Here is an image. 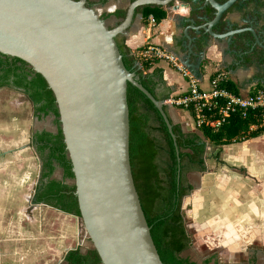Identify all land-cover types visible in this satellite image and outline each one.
Here are the masks:
<instances>
[{
	"label": "crops",
	"instance_id": "1",
	"mask_svg": "<svg viewBox=\"0 0 264 264\" xmlns=\"http://www.w3.org/2000/svg\"><path fill=\"white\" fill-rule=\"evenodd\" d=\"M129 2L106 0L95 4L101 15L109 14L104 20L112 28L124 18L116 12H126ZM162 11L164 18L154 26L148 20L150 16L155 18L153 14L145 18L136 11L138 18L119 35L136 58L145 46H159L175 55L199 79L204 90L218 70L229 73L240 93L264 87V0H241L227 11L223 23H229V30L244 31L232 38L214 39L205 34L203 40H198L203 31L197 29L205 23L192 18L193 22H189V8L162 7ZM224 25L214 31L224 33ZM254 36L261 46L255 43ZM156 69L161 70L163 87L169 89L170 97L187 91L186 80L167 62L153 63L149 73ZM166 112L183 131L199 132L193 129L188 112L169 105ZM50 116L38 118L31 109V135L23 142L17 139L10 148L4 143V135L26 128L29 119L21 108L0 109V264H63L69 250L79 248L84 254L92 249L78 217L32 202L41 169L33 134H56L49 126L53 120ZM263 137L264 132L256 138L221 146L218 159L205 157L204 172L187 175L194 190L182 200L186 228L195 232V248L208 255L217 253L222 264H250L254 260L264 264ZM4 153L11 157L4 158ZM52 178L61 180L62 170L56 168ZM253 230H257L254 237L243 236L252 235Z\"/></svg>",
	"mask_w": 264,
	"mask_h": 264
},
{
	"label": "water",
	"instance_id": "2",
	"mask_svg": "<svg viewBox=\"0 0 264 264\" xmlns=\"http://www.w3.org/2000/svg\"><path fill=\"white\" fill-rule=\"evenodd\" d=\"M239 1L134 0L124 18L109 28L87 0H0V54L27 64L53 93L78 218L100 264H163L131 172L128 84L158 110L177 157L179 153L164 101L157 100L125 68L116 37L138 18V8L160 6L189 8V22L205 23L197 29L203 31L198 40L205 34L232 38L244 31L229 30L227 21L224 33L214 28L224 24L223 16Z\"/></svg>",
	"mask_w": 264,
	"mask_h": 264
},
{
	"label": "trees",
	"instance_id": "3",
	"mask_svg": "<svg viewBox=\"0 0 264 264\" xmlns=\"http://www.w3.org/2000/svg\"><path fill=\"white\" fill-rule=\"evenodd\" d=\"M132 1L134 0H130ZM96 2L104 3L106 0H87L89 5ZM137 11L143 13L145 18L153 14L156 22L165 16L160 6H143ZM116 15L123 18L125 12H116ZM108 17L109 14L101 16L103 20ZM116 42L125 68L157 100H167L170 91L163 87L161 70L149 73L153 63L148 62H141L138 67V58L132 54L124 40L117 36ZM4 87L27 96L34 116L40 118L53 115L58 118L53 93L42 76L19 59L0 54V88ZM230 89L233 93H238L232 83ZM127 102L129 158L133 182L158 256L163 264H197L189 257L182 256L183 251L192 243V236L186 228L182 200L194 190L187 175L191 171L202 173L206 170V144L202 137L221 147L259 137L264 128L248 132L249 126L257 121L247 113L232 116L216 132H185L179 124H173L172 131L179 151L177 157L172 137L152 102L131 84L127 86ZM163 108L166 111V105ZM56 123L59 124V121L56 120ZM33 146L41 169L32 202L79 217L75 187L65 183L66 180L73 179V174L60 129L56 134L35 132ZM215 159H218V155ZM56 168L62 170L61 180L52 178ZM63 264H100V259L93 249L83 254L76 248L66 253ZM200 264L222 263L218 261L216 254H212Z\"/></svg>",
	"mask_w": 264,
	"mask_h": 264
},
{
	"label": "built area",
	"instance_id": "4",
	"mask_svg": "<svg viewBox=\"0 0 264 264\" xmlns=\"http://www.w3.org/2000/svg\"><path fill=\"white\" fill-rule=\"evenodd\" d=\"M148 20L151 26L156 24L152 16ZM137 58L139 65L141 62H167L186 80L187 91L169 97L164 104L188 112L195 131L216 132L232 116L245 113L257 121L249 126L248 132L264 128V87H254L245 93L235 94L230 89L232 82L229 73L218 70L212 75L208 89L204 90L199 79L175 55L159 46H145L137 54Z\"/></svg>",
	"mask_w": 264,
	"mask_h": 264
},
{
	"label": "rangeland",
	"instance_id": "5",
	"mask_svg": "<svg viewBox=\"0 0 264 264\" xmlns=\"http://www.w3.org/2000/svg\"><path fill=\"white\" fill-rule=\"evenodd\" d=\"M90 7L97 14L100 12L99 11V8H98V6L96 4L95 5H92ZM105 22L107 23V21H105ZM1 107H4L6 109L21 108L22 111H23V116L26 119H29L28 122L30 123V124L28 123V125H27L26 128H20L21 130H19V131H14V133H7V134L4 135V137H5V142L4 143L7 144V146H10V148H11V145L14 142H16L17 139H19L21 141L25 137L23 139V140H25V139L28 138V136L31 135V132L33 131L32 130L33 123H32V120H31V109L32 108H31L30 102H28L26 100L25 96L21 92H18L17 90L15 91V90H12V89H6V88H3V89L0 88V109H1ZM49 118H53V120H52L53 122L51 121L50 124H49V126L52 127L53 128V131H55L57 133L58 130L60 129L59 128V124L56 123V120H58V118L56 119L53 115L50 116ZM10 121H13V119H11ZM29 125H30V127H28ZM35 127H37V125ZM23 140H22V142H23ZM202 140L206 144L205 157L207 159L214 160L215 157L218 155V158H219V155H220V147L213 145L212 143H210L204 137H202ZM261 140L263 142L262 143V147L264 148V137ZM4 156H5L4 158L11 157L7 153H4ZM212 160H210V164L213 163ZM190 173H195V172L194 171H191ZM60 175H61V172H59V174H57L56 176L59 177ZM65 182H67V184L73 186V179H68ZM186 224H187V222H186ZM187 231L192 236V241H193L194 236H195L194 230H191V229L188 228ZM236 231H239L238 234H241V231L240 230H236ZM256 231L257 230H253L252 231L253 232L252 235L243 233V236L246 237V238H248V239L249 238H252V237H254V235H257V232ZM85 235H86V233H85ZM215 254H216V257H218L217 253H215ZM182 256L183 257H189L191 260L195 261L197 264H200L202 262V260H204L207 257H210L211 255H208L207 253H201L200 251H198L195 248L194 243L192 242L191 243V246L189 248H187L186 250L183 251ZM258 256H259V254H258ZM254 261H256V262L250 263V264H257V263H259L257 260H254Z\"/></svg>",
	"mask_w": 264,
	"mask_h": 264
},
{
	"label": "flooded vegetation",
	"instance_id": "6",
	"mask_svg": "<svg viewBox=\"0 0 264 264\" xmlns=\"http://www.w3.org/2000/svg\"><path fill=\"white\" fill-rule=\"evenodd\" d=\"M93 5H95V4H93ZM88 6L90 7V6H92V5H89V4H88ZM105 20H107V19H105ZM8 89H10V88H8ZM12 90H14V89H12ZM15 91H16V90H15ZM26 98H27V96H26Z\"/></svg>",
	"mask_w": 264,
	"mask_h": 264
}]
</instances>
